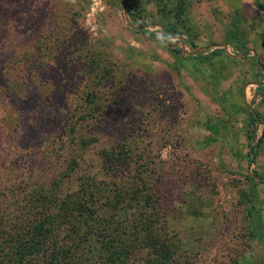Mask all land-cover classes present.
<instances>
[{"label": "rangeland", "instance_id": "obj_1", "mask_svg": "<svg viewBox=\"0 0 264 264\" xmlns=\"http://www.w3.org/2000/svg\"><path fill=\"white\" fill-rule=\"evenodd\" d=\"M186 2L176 35L150 0H0V190L112 223L140 193L173 264H264V0Z\"/></svg>", "mask_w": 264, "mask_h": 264}, {"label": "trees", "instance_id": "obj_2", "mask_svg": "<svg viewBox=\"0 0 264 264\" xmlns=\"http://www.w3.org/2000/svg\"><path fill=\"white\" fill-rule=\"evenodd\" d=\"M163 1L150 0L158 8L167 31L180 35L181 30H189L186 0H174L171 6ZM259 122L258 117H250L249 126L253 131L248 136L249 141L254 138ZM2 186L0 264H76L89 246L100 249L91 264H173V247L165 239L155 237L150 243L147 217L154 219L156 210L152 202L146 196L141 197L140 193L128 199L133 205H143L141 212L138 210L140 214L134 220L128 218L112 223L106 220L108 218L102 219L105 209L96 206L97 190L92 189L81 197L79 201L82 203L75 204L68 198L49 200L44 197L42 200L39 195L41 190L37 193L20 192L23 195L16 199L15 192L19 190L15 191L8 182ZM123 211L125 208H122ZM135 225L136 238L133 242L124 246L119 244L113 236L115 226L133 232L131 228ZM141 234L149 236L142 242L139 241ZM140 243L141 246H138Z\"/></svg>", "mask_w": 264, "mask_h": 264}, {"label": "water", "instance_id": "obj_3", "mask_svg": "<svg viewBox=\"0 0 264 264\" xmlns=\"http://www.w3.org/2000/svg\"><path fill=\"white\" fill-rule=\"evenodd\" d=\"M257 4L259 5L258 1H257Z\"/></svg>", "mask_w": 264, "mask_h": 264}]
</instances>
